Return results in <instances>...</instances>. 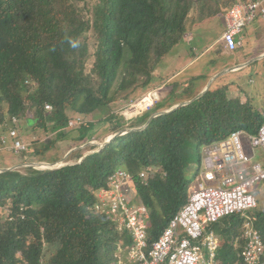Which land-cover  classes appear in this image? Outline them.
I'll return each instance as SVG.
<instances>
[{
  "label": "trees",
  "instance_id": "trees-1",
  "mask_svg": "<svg viewBox=\"0 0 264 264\" xmlns=\"http://www.w3.org/2000/svg\"><path fill=\"white\" fill-rule=\"evenodd\" d=\"M89 1L0 0V135L17 117L26 127L53 136L40 142L41 149L38 143L32 152L28 148L23 162L28 153L40 157L60 144H86L99 125L108 124L111 134L125 125L139 128L153 114L202 91L201 86L187 89L129 123L113 111L118 100L150 88L159 62L182 42L192 11L199 12L195 21L200 23L215 17L220 5L210 0ZM212 4H217L213 10ZM45 105L51 106L50 112ZM100 109L111 112L96 118ZM76 117L85 122L69 128ZM263 120L264 114L248 100L210 87L190 104L155 117L141 131L114 138L98 151L92 146L95 152L85 156L73 154L76 161L66 166L0 173V209H5L0 217V264H117V253L128 251L131 238L95 213L93 205L94 192L106 188L118 169L133 175L137 201L150 211V247L188 201L192 181L185 176L187 158L195 155L198 171L203 146L237 130L255 135ZM147 168L152 171L143 184L138 174ZM251 215L264 242V211L256 208ZM242 227L239 214L209 226L220 242L217 264H243L238 257Z\"/></svg>",
  "mask_w": 264,
  "mask_h": 264
},
{
  "label": "built area",
  "instance_id": "built-area-1",
  "mask_svg": "<svg viewBox=\"0 0 264 264\" xmlns=\"http://www.w3.org/2000/svg\"><path fill=\"white\" fill-rule=\"evenodd\" d=\"M257 18L264 19V0L232 5L224 15L225 30L220 37L224 48L234 52L241 47L243 29ZM159 100L158 90L149 91L141 99L128 102L126 112L120 109L118 114L126 122L130 121L151 111ZM44 108L51 111L50 105ZM83 123L77 117L69 121L68 127ZM19 124L20 119L11 118L6 133L0 136V145L9 139L16 155L28 150L20 137ZM242 137L248 139L252 150L260 148L264 153V120L255 135L237 130L223 140L202 147L199 169L189 189L187 203L150 247L147 232L150 211L137 201L133 175L118 169L107 179L106 188L94 192L93 211L105 215L119 232L128 233L132 241L124 252L127 260L117 256V264H217L220 242L208 228L233 214L243 218L244 243L238 257L243 264H264V242L251 215L258 206V186L264 182V161H255L254 155L245 151ZM151 171L147 168L138 174L141 183H146Z\"/></svg>",
  "mask_w": 264,
  "mask_h": 264
},
{
  "label": "rangeland",
  "instance_id": "rangeland-1",
  "mask_svg": "<svg viewBox=\"0 0 264 264\" xmlns=\"http://www.w3.org/2000/svg\"><path fill=\"white\" fill-rule=\"evenodd\" d=\"M230 1L233 2V0H210L211 3H217L218 5H220V11L215 17L207 19L206 21L200 23L195 21L200 17V15H198L199 12L192 11L186 23V33L183 36V39L189 41L192 37L194 41L190 45H184L182 43L184 40H182L180 44L175 46L170 51V53L164 56L157 65L153 73L154 82L151 84L150 88L147 90L137 89L130 95L129 98L118 100L119 102L116 104V106H114L113 111L115 112L117 110L123 109L122 113H125L126 111L124 110V108H126V104L128 102L139 100L147 92L152 90H158V96L160 99L158 102L166 101V99H168L169 97L177 99V97L183 95V93H185L187 89L199 90L198 87L204 85L205 81L202 83L194 82V88L190 87V85L181 86V84H178L180 82V78L175 74L177 73V71L181 70V66L183 64L188 62L191 63L192 61L194 62V64L191 66V63L188 68L181 71L182 75H184L186 72H191V70L195 68L204 69L205 74L209 75L213 72L214 69L218 67L217 66L212 68L214 63H208V61L211 60L212 56L214 55V50L217 46H214V48L210 51H206L205 48L206 46L210 45L211 42L219 38V36H221L222 32L224 31L223 15L227 11V9L232 6V4L229 5ZM217 4L210 5V9L213 10V8H216ZM89 5H91V0L89 1ZM84 7L86 6L84 5ZM84 9L85 8H83V10ZM260 21L264 23V20ZM255 45L258 46L259 51H255L250 54H246L248 53V48L245 47L236 50V53L232 55L234 61H231L230 68H233V64H236L235 66L245 64L246 62L254 59L256 56L264 54V31L261 39H259V41L256 42ZM256 53L258 54L255 57H252ZM174 76H176L175 79ZM210 87H212L213 89H225L227 91V95L230 98H239L242 102L248 100L255 109L264 114V59H260L255 63L249 64L247 67H244L242 69L226 73V75L219 77L217 81H213ZM175 105H173L172 107H174ZM110 112L111 110L109 109H100L98 111L101 116L107 115ZM27 115L29 117H32V114L30 113H28ZM119 116L123 117L122 115ZM132 120L126 122L124 118V121L126 123H129ZM125 128H127V125H125ZM18 130L20 132L21 139L26 145H28V148H30V152L33 151V148L36 147L37 143V147L41 149V143L53 137L52 135H47L41 129L26 127L24 119L20 121ZM98 130H100V127L97 129V131ZM104 135L105 134L101 132L95 137L91 136L90 139H93L92 141L88 142V144H81L80 146L70 143H64L62 145L60 144L58 149L56 148L54 150L46 151L40 157H33L30 153H28L29 155L26 156V158L28 157L26 162H23L22 157H24V154L16 155L14 153L13 149L11 148V141L8 139L6 144L0 145V169L29 163L39 164L40 166H37L36 168H41V166H44L43 163L49 164V166L54 165L55 167L67 165L76 161L71 159V156L73 154L78 152L82 155H86L92 151L89 149L90 147H97L95 145L104 143L105 138H107L104 137ZM111 135L113 134L110 133V136ZM241 141L245 146V151L250 155H254L255 161H264V153L260 148L252 150L246 137H242ZM193 156H190L189 159L187 158V161H185V176L190 181H193L195 173L197 171L196 158L194 154ZM258 187H260L261 193L258 196L257 209L260 211H264V182L260 183ZM4 210L5 209H0V217L4 215ZM117 256L119 257V259L122 258L124 261L127 260V254H125L124 252H118Z\"/></svg>",
  "mask_w": 264,
  "mask_h": 264
},
{
  "label": "crops",
  "instance_id": "crops-1",
  "mask_svg": "<svg viewBox=\"0 0 264 264\" xmlns=\"http://www.w3.org/2000/svg\"><path fill=\"white\" fill-rule=\"evenodd\" d=\"M225 13H224V15H225ZM224 15H223V22H224V30H225ZM260 20H264V19L263 18H257L254 22H252L250 25H248L247 27H245L243 29L242 34H241L243 44L241 47L237 48V50L240 48H243V47L248 48L247 49L248 53H246V54H250V53H253L255 51H259L258 46L255 44H256V42L259 41V39H261V36L263 35V31H264V23H262ZM220 37L221 36H219V38H217L215 41L211 42V44L206 46V48H205L206 51H210L211 49L214 48V46H217L214 50V55L212 56L211 60L208 61V63L209 64L214 63L212 68L217 67V66L218 67L216 69H214L213 72L210 73L209 75L205 74L204 69H197V68L191 70V72H186L184 75H182L181 71L188 68L191 63H192L191 66L194 64L193 61L191 63H189V62L185 63L181 66V70L177 71V73L175 74L176 76H178L180 78L179 79L180 82L178 84H181V86L190 85V87L194 88L193 81L197 78L200 79V80H198V82L202 83L204 81V79H207V82H208L211 78L218 75V77L214 80V81H217L219 79V77L226 75L223 72L228 70L227 68H230L231 61H234L232 55H234L236 52L235 51L234 52L227 51L224 48V46L222 45V43L220 41ZM183 40L184 41L182 43L184 45H190L194 41V39L192 37L189 41H186L185 39H183ZM257 54L258 53L254 54L252 57H255ZM262 55H264V54H262ZM259 56H261V55H259ZM259 56H256L255 58H257ZM263 59H261V60H263ZM255 62H257V61H254L253 63H255ZM235 65L236 64H233L232 67H234ZM176 76H174V79L176 78ZM168 78H170V77H168ZM168 78H166V79H168ZM173 86H175V85H173ZM204 86H206V84ZM204 86H201L202 90L204 89L203 88ZM98 117H101V115L99 113H97L96 118H98ZM99 126H100V130H98L95 133V136H97L98 134H100L102 132L105 134L104 137L108 138L110 136V133H111V132H109L110 127L108 126V124H105L104 126L103 125H99ZM104 130H106V131H104ZM107 138H105V140Z\"/></svg>",
  "mask_w": 264,
  "mask_h": 264
},
{
  "label": "water",
  "instance_id": "water-1",
  "mask_svg": "<svg viewBox=\"0 0 264 264\" xmlns=\"http://www.w3.org/2000/svg\"><path fill=\"white\" fill-rule=\"evenodd\" d=\"M262 58H264V55H261V56H259V57H257V58H254V59H252L251 61H249V62H247V63H245V64H240V65L234 66L233 68H229L228 70L224 71L223 73L226 74V73H229V72H233V71H235V70L242 69V68H244V67H247L249 64L253 63L254 61H258V60H260V59H262ZM217 77H218V75H216L215 77L211 78V79L207 82V84H206V86L204 87V89H203V90H202V91H201V92H200L195 98H193L192 100H190V101H186V102H183V103H180V104H177V105H175L174 107H172L171 109H169V110H167V111H162V112H158V113H156V114H153V115L149 118V120H148L143 126H141V127H139V128H135V129L125 128V129H123V130H121V131H119V132H117V133L111 135L110 137H108V138L104 141V143H102V144H98V146H99V147H98V150H100L101 148H103L105 145H107V144H108L112 139H114V138H117V137H119V136H122V135H124V134H126V133H128V132H131V131H141V130L145 129L146 126L149 124V122H150L152 119H154L155 117L160 116V115H164V114H169V113L173 112L174 110L178 109L179 107L186 106V105L190 104L191 102H193V101L199 99L200 97H202V96H203V95H204V94L210 89V86H211L212 82H213ZM80 148H81V147H80ZM86 155H87V154H86ZM84 156H85V155H84ZM79 162H80V161H79ZM37 166H40V165H39V164H36V163L21 164V165H16V166H13V167L1 168V169H0V173L7 172V171H14V170L20 169V168H22V167H24V168H25V167H32V168H34V169H38V170H39V169H41V170H53V169L61 168V167L66 166V165H62V166H59V167H55L54 165L49 166V165L46 164V166H45V164H44V166H41V168H36Z\"/></svg>",
  "mask_w": 264,
  "mask_h": 264
},
{
  "label": "clouds",
  "instance_id": "clouds-1",
  "mask_svg": "<svg viewBox=\"0 0 264 264\" xmlns=\"http://www.w3.org/2000/svg\"><path fill=\"white\" fill-rule=\"evenodd\" d=\"M76 118H77V117H76ZM81 119H82V118H81ZM72 120H73V119H72ZM82 120H83V119H82ZM70 121H71V120H70ZM83 121H84V120H83ZM84 122H85V121H84ZM68 123H69V122H68ZM109 137H110V136H109ZM86 144H88V143H86ZM95 146H97V147H96V148H97L96 151H98V147H99L98 144L95 145ZM92 152H95V151H91L90 153H92ZM88 154H89V153H88ZM83 157H84V156H83ZM43 165H44V164H43ZM47 165H49V164H47ZM39 170H41V169H39Z\"/></svg>",
  "mask_w": 264,
  "mask_h": 264
},
{
  "label": "bare ground",
  "instance_id": "bare-ground-1",
  "mask_svg": "<svg viewBox=\"0 0 264 264\" xmlns=\"http://www.w3.org/2000/svg\"><path fill=\"white\" fill-rule=\"evenodd\" d=\"M44 164V163H43ZM45 166H46V164H45Z\"/></svg>",
  "mask_w": 264,
  "mask_h": 264
},
{
  "label": "flooded vegetation",
  "instance_id": "flooded-vegetation-1",
  "mask_svg": "<svg viewBox=\"0 0 264 264\" xmlns=\"http://www.w3.org/2000/svg\"><path fill=\"white\" fill-rule=\"evenodd\" d=\"M234 54V53H233Z\"/></svg>",
  "mask_w": 264,
  "mask_h": 264
}]
</instances>
